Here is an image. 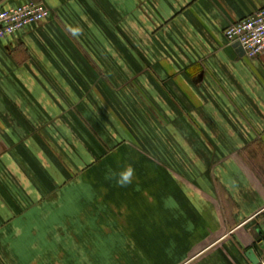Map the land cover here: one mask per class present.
<instances>
[{
  "label": "crops",
  "instance_id": "crops-1",
  "mask_svg": "<svg viewBox=\"0 0 264 264\" xmlns=\"http://www.w3.org/2000/svg\"><path fill=\"white\" fill-rule=\"evenodd\" d=\"M26 3L52 18L0 40V264H264V56L224 34L264 0Z\"/></svg>",
  "mask_w": 264,
  "mask_h": 264
},
{
  "label": "built area",
  "instance_id": "built-area-1",
  "mask_svg": "<svg viewBox=\"0 0 264 264\" xmlns=\"http://www.w3.org/2000/svg\"><path fill=\"white\" fill-rule=\"evenodd\" d=\"M52 11L45 3H26L0 11V40L31 25L45 23ZM229 44H239L247 58L264 56V8L252 16L231 24L225 30Z\"/></svg>",
  "mask_w": 264,
  "mask_h": 264
},
{
  "label": "clouds",
  "instance_id": "clouds-1",
  "mask_svg": "<svg viewBox=\"0 0 264 264\" xmlns=\"http://www.w3.org/2000/svg\"><path fill=\"white\" fill-rule=\"evenodd\" d=\"M73 34L75 35L76 31H74ZM134 177H135V169L131 164H129L118 173L109 169L105 178L107 180L114 181L117 186L123 188L131 185Z\"/></svg>",
  "mask_w": 264,
  "mask_h": 264
},
{
  "label": "water",
  "instance_id": "water-1",
  "mask_svg": "<svg viewBox=\"0 0 264 264\" xmlns=\"http://www.w3.org/2000/svg\"><path fill=\"white\" fill-rule=\"evenodd\" d=\"M237 46L239 47L240 51L242 52V55L245 56V52L243 51V49L240 47L239 44H237ZM247 257L249 258V260L252 262V264H260L259 259L256 257L255 253L253 250H250L247 253Z\"/></svg>",
  "mask_w": 264,
  "mask_h": 264
},
{
  "label": "rangeland",
  "instance_id": "rangeland-1",
  "mask_svg": "<svg viewBox=\"0 0 264 264\" xmlns=\"http://www.w3.org/2000/svg\"><path fill=\"white\" fill-rule=\"evenodd\" d=\"M171 254H175L177 256L178 252L174 251V252H171ZM176 256L172 259L175 264L178 262Z\"/></svg>",
  "mask_w": 264,
  "mask_h": 264
}]
</instances>
